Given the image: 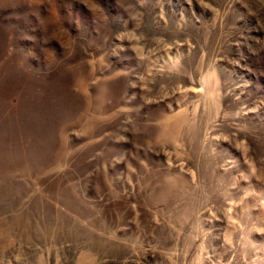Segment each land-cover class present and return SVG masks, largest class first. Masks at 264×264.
<instances>
[{
	"label": "rangeland",
	"instance_id": "374dc122",
	"mask_svg": "<svg viewBox=\"0 0 264 264\" xmlns=\"http://www.w3.org/2000/svg\"><path fill=\"white\" fill-rule=\"evenodd\" d=\"M0 264H264V0H0Z\"/></svg>",
	"mask_w": 264,
	"mask_h": 264
},
{
	"label": "trees",
	"instance_id": "16d2710c",
	"mask_svg": "<svg viewBox=\"0 0 264 264\" xmlns=\"http://www.w3.org/2000/svg\"><path fill=\"white\" fill-rule=\"evenodd\" d=\"M47 97L48 96L41 98L42 102H40L35 107L32 105V109H35L36 114H38V115H35L36 123L38 124L37 132L39 131V129L41 128L42 123H43V117H41L39 115L42 114L41 111H43L48 105L51 104V102H49V103L46 102V101H49V99ZM53 98H54L53 99V105H52V107H53V129H54V133H53L54 147H53V150H55V148L57 146V139L59 138L61 126H60V124H57V122H59V120H56L57 109L54 107H63L66 104H65V101H60L62 98L60 93L57 97L53 96ZM43 116H47L45 118L48 120L50 115H43ZM47 127H48V125L46 124L45 128H47ZM17 131L20 134V140L16 143L19 147L18 153L20 155L19 156V158H20L19 162L20 163H26L27 158H29V159L36 158L37 155H40L43 152V150L45 151L47 149V146H48L47 143L43 139H41L38 135H37L38 136L37 141L35 142L34 140L28 139V137L25 136V134L22 132L21 127L18 126ZM17 131H15L14 135H13L15 140H17ZM34 144L36 145V147L33 146ZM11 152H12L11 148L6 149V151L1 156L2 160H4V159L8 160V157H11V160H14ZM48 154H46L45 156H47ZM77 160H78V158H77Z\"/></svg>",
	"mask_w": 264,
	"mask_h": 264
}]
</instances>
